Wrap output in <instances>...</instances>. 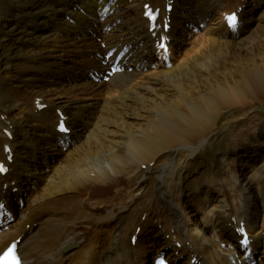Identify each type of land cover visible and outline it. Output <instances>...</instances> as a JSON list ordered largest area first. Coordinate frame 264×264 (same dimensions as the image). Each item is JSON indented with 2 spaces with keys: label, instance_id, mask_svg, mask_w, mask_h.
<instances>
[{
  "label": "bare ground",
  "instance_id": "bare-ground-1",
  "mask_svg": "<svg viewBox=\"0 0 264 264\" xmlns=\"http://www.w3.org/2000/svg\"><path fill=\"white\" fill-rule=\"evenodd\" d=\"M194 3L0 0V45L21 49L0 51V252L15 241L24 264H264V125L251 116L230 135L207 183L182 181L221 110L264 95V0ZM117 54L123 71L103 81ZM92 91L105 101L78 98Z\"/></svg>",
  "mask_w": 264,
  "mask_h": 264
},
{
  "label": "rangeland",
  "instance_id": "rangeland-1",
  "mask_svg": "<svg viewBox=\"0 0 264 264\" xmlns=\"http://www.w3.org/2000/svg\"><path fill=\"white\" fill-rule=\"evenodd\" d=\"M195 1H198L199 3L201 2V0ZM219 3H222V1L220 0ZM214 5H217V3H215ZM10 49H13L12 51L15 54H19L18 52L21 53L20 48V50H17L18 48L10 47V45H0V51H5L6 53V51H9ZM15 72L16 71H13L14 74H16ZM17 112L18 109L10 110L12 117H14L16 120L18 119ZM251 116L255 117L258 124L264 125V95L259 98H255L253 102H251L248 106L242 108L241 110H221L220 114L216 118L214 126L206 134V136L210 138V141L208 145H205L202 148L205 151H200V154H196L195 156L188 158L189 161L183 170L184 175L182 174V181L186 185L185 186L183 184V186H185L184 189L191 190L197 183H207V181L209 180V171L211 168V164L216 161L217 154L224 150L226 141L231 134L237 133L238 129L242 125H245L246 122H250V124H252V121H250ZM172 153L174 154L175 152L173 151ZM200 176H202V178ZM262 193L264 194V188Z\"/></svg>",
  "mask_w": 264,
  "mask_h": 264
},
{
  "label": "snow or ice",
  "instance_id": "snow-or-ice-1",
  "mask_svg": "<svg viewBox=\"0 0 264 264\" xmlns=\"http://www.w3.org/2000/svg\"><path fill=\"white\" fill-rule=\"evenodd\" d=\"M149 15L151 16V13H149ZM152 19H155V17L152 16ZM226 19H227L228 25L230 27L234 28L236 26L237 18H236L234 13L232 15L226 17ZM161 47H165V46L162 44ZM61 130L66 131V129L63 128V125H61ZM6 171H7V169H5L2 165H0V172H6ZM244 243L247 244L246 239L244 240ZM0 264H20L19 260L17 259L16 255H15V246L9 248L3 254V256H0ZM157 264H165V262L161 259L157 262Z\"/></svg>",
  "mask_w": 264,
  "mask_h": 264
}]
</instances>
